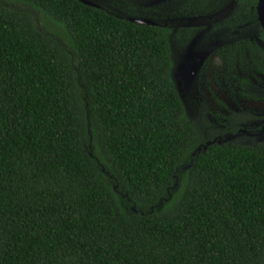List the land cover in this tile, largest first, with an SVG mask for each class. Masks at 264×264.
<instances>
[{"label":"trees","instance_id":"1","mask_svg":"<svg viewBox=\"0 0 264 264\" xmlns=\"http://www.w3.org/2000/svg\"><path fill=\"white\" fill-rule=\"evenodd\" d=\"M171 57L167 27L0 0V264H264V139L203 133Z\"/></svg>","mask_w":264,"mask_h":264},{"label":"flooded vegetation","instance_id":"2","mask_svg":"<svg viewBox=\"0 0 264 264\" xmlns=\"http://www.w3.org/2000/svg\"><path fill=\"white\" fill-rule=\"evenodd\" d=\"M87 1L91 3L90 6L92 7L105 10L108 13L127 20L128 18H134L128 14L137 12L139 8H144L146 10L145 14L148 18L137 19H146L153 22L152 24L147 23L146 25L154 24L167 27L169 29V35L173 34L174 40L177 41V43L175 42V45L172 47L169 44L172 52L171 58H174V61L179 60L180 53L182 52L186 59H192L195 61L191 64V70L198 72V75L205 68V66L211 68L213 61H219V59H222L223 62H226L225 65L229 70L234 69V67L240 62L241 66L246 65L248 67H252L260 77L264 78V30L260 24L258 14V2L260 0H250L246 6L237 3V0H207L204 6L207 8H202L205 11L204 13H198V11L202 10L197 8L198 0H112L113 2L110 0H96L95 2L91 0ZM214 2H216L215 5ZM113 8L121 9L117 11ZM243 8H249L251 17L245 19V15L242 12ZM166 10L169 12L175 10L176 13H179L177 17L175 16L173 18L175 22L173 30L170 29L171 22L173 21L172 18L154 20L151 16H163ZM184 10L191 14V17L188 20L186 18L182 19L180 16V13L182 11L184 12ZM260 10H264V4L263 8H260ZM234 13L236 14L235 17H233ZM200 19H203L204 23H201ZM203 24L206 25L205 30L209 31L210 34L216 32L222 33V37L218 39H212L210 36L206 48H202L199 43L200 37L204 32L202 29L198 28H200ZM249 25H254V27H247L251 33L246 38L243 29ZM194 38L196 39V42L194 41ZM186 41L188 42L186 43ZM176 44L179 47L183 45L181 52H175ZM233 75L234 79L237 81V86L239 87V97H242L241 105L250 110L252 109L254 112H258L263 109L264 94L258 98L242 96L243 94H241V92H243L247 86H250V80L246 76H237L234 74V71ZM207 76L212 78L210 75ZM241 79H245L248 84L241 83ZM211 87L215 95L221 99V101L215 99L216 103L219 105H223L224 103L225 105H228L229 99H227V91L220 94L217 87L214 88L212 85ZM258 89L262 91V88ZM258 89L257 91H259ZM208 96L205 98L207 102ZM232 114H237L238 116L243 117L250 115L254 117L253 119H256L254 114H248L239 109L236 110V112H228V117H234ZM262 120H264V118Z\"/></svg>","mask_w":264,"mask_h":264},{"label":"rangeland","instance_id":"3","mask_svg":"<svg viewBox=\"0 0 264 264\" xmlns=\"http://www.w3.org/2000/svg\"><path fill=\"white\" fill-rule=\"evenodd\" d=\"M95 2L96 0H91ZM113 2L112 0H110ZM117 11L121 8H113ZM183 10V8H182ZM144 8H139L137 12L128 14L129 16H133L134 18H148L145 14ZM122 12V11H120ZM179 13H176L175 10L172 11H165L163 16L157 17L156 15H151L154 20L162 19V18H173L178 16ZM180 16L182 19L186 18L187 20L191 17V14L188 11L184 12L182 11L180 13ZM208 20V19H207ZM201 23H204L203 19H200ZM175 24L174 20L171 22L170 29L173 30V25ZM192 24V23H191ZM190 24V25H191ZM176 26V25H175ZM247 27H254L252 26H246L243 31L245 32L246 38L248 35H250L251 32H249ZM206 25L203 24L200 28L204 32L200 37V45L202 48L207 47L208 39H218L222 37V33L216 32L213 34H210L209 31L205 30ZM197 31V30H196ZM235 35V34H234ZM224 37V33H223ZM224 40V38H223ZM169 44L174 46L176 40H174L173 34L169 35ZM194 41L196 42V39L194 38ZM188 41H186L187 43ZM222 42V41H221ZM185 43V44H186ZM182 46H177L176 44V51L182 50ZM179 48V49H178ZM171 49V48H170ZM198 49V48H196ZM201 50V49H199ZM203 51V49H202ZM172 54V52H171ZM179 56V55H178ZM172 59V58H171ZM174 59V58H173ZM172 59V72L171 76L176 84V87L180 93V98L182 102L185 105V108L189 115L192 116V118H198L202 111L205 113V120L203 128H201L202 132H208L213 136V141H216L218 143L222 141H228V142H241V143H251L256 142L258 140L264 139V108L259 110L258 112H254L252 109L245 108L243 105H241V98L238 94L239 87L237 86V81L234 79V74L237 76H246L250 80V86H247V88L241 92V93H251L256 98L264 94V78L260 77L252 67H248L246 65L241 66L240 62L237 64L234 69L229 70L222 59H219V61H213L211 64V68H208L205 66V68L199 73L195 72L194 70H191V64H193L194 60H188L185 58V56L180 53V59L177 61H174ZM177 65H179L177 67ZM182 66V67H181ZM180 67V68H179ZM242 67V68H241ZM176 68L184 70L183 74H186V78H182L178 74V70ZM185 68V69H184ZM211 69V70H210ZM176 70V73H175ZM189 72L191 73L190 75ZM241 74V75H238ZM207 75H210L212 78H209ZM212 86L217 87L220 94H223L224 91H227V99H229L228 105H219L216 103V100H220L217 95L213 92V89H211ZM258 88H262V91H260ZM257 89L259 91H257ZM209 95V96H208ZM208 96V102L205 98ZM226 97V96H225ZM213 101V102H211ZM206 104V106H205ZM244 107V108H243ZM242 110L245 113H252L254 114L256 119H253L249 122H246L244 124H241L239 129L236 130L235 133H225L221 131L223 128H225V124L227 125L228 120V112H236V110ZM259 113V114H257ZM262 114V115H260Z\"/></svg>","mask_w":264,"mask_h":264},{"label":"water","instance_id":"4","mask_svg":"<svg viewBox=\"0 0 264 264\" xmlns=\"http://www.w3.org/2000/svg\"><path fill=\"white\" fill-rule=\"evenodd\" d=\"M79 1H81L82 3H84V4H87V5H91V3L90 2H88L87 0H79ZM263 4H264V0H260L259 2H258V14H259V21H260V24H261V26H262V28H263V30H264V10H260V8H263ZM128 20H130V21H132V22H135V23H145V24H152L153 22H151V21H149V20H146V19H137V18H128ZM179 65H177V67H178ZM182 67V66H181ZM180 68V67H179ZM185 69V68H184ZM176 70H178V68H176ZM176 70H175V73H176ZM178 74H176V75H179L180 77H182V78H186V74H183L184 73V70H182V69H179L178 70V72H177ZM191 73L189 72V74H187V75H190ZM175 86H176V84H175ZM177 88V87H176ZM178 90V89H177ZM178 93H179V91H178ZM179 96H180V93H179ZM198 149V148H197Z\"/></svg>","mask_w":264,"mask_h":264}]
</instances>
